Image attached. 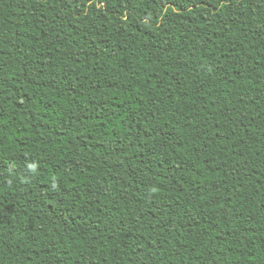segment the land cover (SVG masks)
I'll return each mask as SVG.
<instances>
[{
  "label": "trees",
  "instance_id": "16d2710c",
  "mask_svg": "<svg viewBox=\"0 0 264 264\" xmlns=\"http://www.w3.org/2000/svg\"><path fill=\"white\" fill-rule=\"evenodd\" d=\"M0 264H264V0H0Z\"/></svg>",
  "mask_w": 264,
  "mask_h": 264
}]
</instances>
